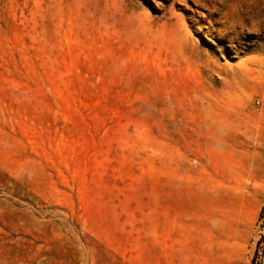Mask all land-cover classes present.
I'll return each mask as SVG.
<instances>
[{"label":"rangeland","instance_id":"obj_1","mask_svg":"<svg viewBox=\"0 0 264 264\" xmlns=\"http://www.w3.org/2000/svg\"><path fill=\"white\" fill-rule=\"evenodd\" d=\"M264 0H0V264H264Z\"/></svg>","mask_w":264,"mask_h":264},{"label":"built area","instance_id":"obj_2","mask_svg":"<svg viewBox=\"0 0 264 264\" xmlns=\"http://www.w3.org/2000/svg\"><path fill=\"white\" fill-rule=\"evenodd\" d=\"M262 221H264V213H263V218H262Z\"/></svg>","mask_w":264,"mask_h":264}]
</instances>
